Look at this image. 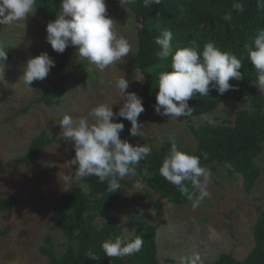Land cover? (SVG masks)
Listing matches in <instances>:
<instances>
[{
    "label": "rangeland",
    "instance_id": "rangeland-1",
    "mask_svg": "<svg viewBox=\"0 0 264 264\" xmlns=\"http://www.w3.org/2000/svg\"><path fill=\"white\" fill-rule=\"evenodd\" d=\"M106 5L107 14L117 23V35L129 40L132 53L117 66L100 71L79 57L76 50L68 60L71 75L65 91L52 105L38 100L49 85L47 77L34 81L31 88L22 77L27 60L39 55L37 50L49 49L41 18L35 12L26 21L0 24V42L13 46L7 49L8 58L0 79V197L17 200L10 211L0 212V230L9 228L0 235V264H46L48 259L39 247L47 234L52 236L57 254L66 247L65 236L54 224L50 210L61 192L70 189L77 180L76 165L68 167L75 149L62 136L59 121L63 115L79 118L100 103H117L113 111L118 112L123 100L112 82L122 76L129 81L127 91L140 96L142 74L129 66L137 48V23L119 0H106ZM258 94L264 97L259 90ZM250 108L248 97L227 99L210 112L188 119L163 115L162 122L154 120L155 113L148 110L138 118L144 124L141 137L137 136L131 143L148 144L153 151L162 141L175 138L181 148L194 151L197 142L190 126L196 128L204 123L205 116L214 122L232 123L237 110ZM93 119L89 117L90 121ZM115 119L125 125L126 119ZM43 131L52 142L41 149L38 159L29 166L13 161L25 155L30 142ZM255 163L260 176L250 190L244 188L239 173L229 172V164L207 166L212 173L210 195L196 208L189 200L180 204L170 202L138 176H126L131 186H121L123 195L117 207L99 215L95 223L101 226L111 220L129 237L134 233L131 220L150 215L156 229L157 256L164 264H180L181 257L192 252H198L203 261H213L221 253L243 259L253 246L252 229L259 211L264 209V144ZM65 174H71L70 181H65ZM137 183L142 185L141 189L135 187Z\"/></svg>",
    "mask_w": 264,
    "mask_h": 264
},
{
    "label": "trees",
    "instance_id": "trees-1",
    "mask_svg": "<svg viewBox=\"0 0 264 264\" xmlns=\"http://www.w3.org/2000/svg\"><path fill=\"white\" fill-rule=\"evenodd\" d=\"M240 2L244 4L243 12L232 8L233 0H160L159 4L150 8H145L137 0L136 4L128 8L137 23V48L129 66L142 74L140 97L144 112L153 111V119L162 122L164 116L157 114L154 109L157 84L159 74L171 70V57L163 61L157 57L159 46L154 43V39L164 30L173 33L174 47H186L189 41L196 40L202 48L205 43L212 41L221 50L230 51L242 60L240 72L243 78L229 81L235 85L234 89L221 95L215 88H210L209 96L200 97L197 93L188 104L193 108L194 116L214 110L227 99H250L251 108L237 110L232 123L204 122L196 128L190 126L197 142L196 149L191 152L200 156L201 163L206 166L213 163L229 164V172L239 173L244 188L250 190L260 176L255 158L263 151L264 97L258 94L259 89L254 86L257 73L247 58L246 46L254 40L259 30L264 29V9H258L257 0ZM61 3L62 0H37L36 13L45 31L47 23L55 20L62 11ZM76 50L75 46L69 45L62 54L57 53L49 43L48 50L36 51L38 54L46 51L55 61V67L51 68L47 76L49 85L38 98L39 101L46 105L58 101L71 75L68 60ZM130 127V121L126 120L120 137L131 143L137 136L130 135ZM51 142L52 139L43 131L30 142L28 152L13 161L31 165L38 159L41 149ZM170 147L169 139L162 141L152 151V155L137 166L136 176L168 201L185 203L187 199L159 174V167ZM120 184L131 186L125 178ZM106 188V183L98 182L95 176L83 182L76 180L70 189L62 191L58 200L50 205L52 220L64 234L66 247L57 254L53 238L47 234L39 247V251L48 259L46 264H164L157 256L156 229L153 218L148 214L135 217L130 222L134 233L128 238H144L139 253L122 258L105 256L102 242L116 235H124L122 227L111 220L104 221L101 226L95 223L99 215L116 208L118 199L123 195L121 188L110 194ZM16 201L15 197H0V212L10 211ZM8 231L9 228L5 227L0 230V235ZM252 233L253 246L243 259L235 258L231 253H221L215 260L203 261V264H264V209L259 211ZM89 252L94 254V258L87 256Z\"/></svg>",
    "mask_w": 264,
    "mask_h": 264
},
{
    "label": "clouds",
    "instance_id": "clouds-1",
    "mask_svg": "<svg viewBox=\"0 0 264 264\" xmlns=\"http://www.w3.org/2000/svg\"><path fill=\"white\" fill-rule=\"evenodd\" d=\"M140 2L145 8H150L159 4L160 0ZM119 3L127 11L137 0H119ZM257 7L264 9V0H257ZM232 8L243 12L244 4L233 0ZM36 9L37 0H0V24L26 21ZM61 9L56 19L46 25V40L57 53L62 54L69 45L75 46L78 56L100 71L117 66L132 53L129 40L116 33L117 23L107 14L106 0H62ZM172 41L173 33L167 29L154 39L159 46L157 57L162 61L171 57V70L161 72L158 78L154 106L157 114L175 119L190 117L193 108L188 101L194 95L209 96L210 88H215L222 95L235 88L229 83L231 79L243 78L240 72L242 60L230 51L221 50L214 42L209 41L201 48L196 40L189 41L186 47H174ZM9 47L13 46L0 42V79L4 75ZM246 47L247 58L257 73L254 86L264 95V29L259 30ZM53 67L55 61L46 51L29 58L23 68L24 84L31 88L34 81L44 80ZM112 83L120 94V100H123L118 112L113 111V105L117 103H100L87 115L74 118L65 113L59 121L62 136L70 140L75 149V156L68 162V167L76 165V179L83 182L95 176L98 182L106 183L109 194L121 188L120 181L124 177L137 175V166L152 155L150 145L132 144L127 139H121L124 124L115 118L130 121V135L141 137L144 124L138 118L145 109L142 98L134 91H127L129 81L125 76ZM89 117L94 119L90 121ZM203 119L208 124L214 123L207 116ZM169 143L171 147L162 160L159 174L175 186L193 208L199 207L210 195L211 170L201 163L199 155L181 148L175 138H169ZM144 172L147 174L146 168ZM71 178V174H65V181ZM135 187L141 189L142 185L137 183ZM143 244L142 236L129 239L116 235L103 241L101 248L109 258H122L139 253ZM87 256L94 258L91 252ZM180 264H203V260L198 252H192L182 256Z\"/></svg>",
    "mask_w": 264,
    "mask_h": 264
}]
</instances>
